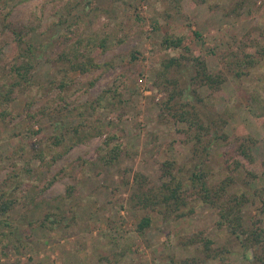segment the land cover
Masks as SVG:
<instances>
[{
  "label": "rangeland",
  "instance_id": "1",
  "mask_svg": "<svg viewBox=\"0 0 264 264\" xmlns=\"http://www.w3.org/2000/svg\"><path fill=\"white\" fill-rule=\"evenodd\" d=\"M170 4L0 0V71L7 72L23 41L33 42L37 53L33 84L11 94L8 114L0 118V195L11 200L0 214V264H187L194 258L203 264L250 263L254 249L244 254L194 189L188 188L182 211L192 210L181 217L163 218L164 206L145 210L130 198L134 174L158 185L167 178L165 161L175 160L173 174L186 179L204 159L209 183L232 175V191L246 190L244 224L264 233V206L253 194L264 177L247 181L232 160L245 135L256 139L254 161L264 160V55L257 53L264 45V0H181L179 11ZM166 33L182 35V46L224 82L214 89L193 85L190 58L163 74L164 59L185 54L182 46L162 45ZM104 37L102 52L96 46ZM75 41L98 67L81 73L60 60ZM242 51L254 55L256 64L240 68ZM241 69V77H234ZM180 76L189 88L187 102L226 119L212 128L227 139L200 153L193 151L184 124L161 115L159 103ZM56 136L63 138L58 145ZM107 136L114 138L106 147ZM111 147L118 148L117 156L104 163ZM48 214L46 228L40 221ZM146 214L152 222L140 235L134 229ZM204 237L213 250L228 249L222 260L205 258Z\"/></svg>",
  "mask_w": 264,
  "mask_h": 264
},
{
  "label": "trees",
  "instance_id": "2",
  "mask_svg": "<svg viewBox=\"0 0 264 264\" xmlns=\"http://www.w3.org/2000/svg\"><path fill=\"white\" fill-rule=\"evenodd\" d=\"M171 6H175L176 10H180L181 0H170ZM203 2V0H198ZM169 9L166 11V13ZM158 20L154 19L152 22L153 28L156 29ZM13 30V29H12ZM16 36L20 38V34L17 31H14ZM196 36H199L198 32H194ZM182 35H175L173 33H166L162 36L161 43L165 48L174 47L178 48L182 46L183 43ZM107 38H100L97 41V46L100 51H104L106 48L105 41ZM25 47L18 45L20 47L19 51L12 56L11 63L7 72L0 71V118L5 119L8 111L6 106L11 101V94L15 90H24L27 86H30L34 82V69L36 63V54L33 42L23 41ZM81 41H75L70 44L67 52H63L60 56V60L68 63V68L70 70L79 71L81 73L88 72L91 68L98 67L99 64L95 63L92 56L88 55L87 52L83 53L80 49ZM91 46L93 42L89 43ZM185 54L179 57L172 56L167 60L161 62V70L163 74H168L173 67H180L187 58H190L193 63L194 74L190 77L191 83L194 85L197 83L199 87H206L208 89H214L218 87L221 83L224 82V77L217 73L212 74L206 71V65L203 60L199 57L191 54L189 47L182 46ZM85 50V49H84ZM187 53L190 56H187ZM257 53L264 55V45L260 47V51ZM254 55L242 51L237 56L238 66L240 68H248L256 64V61L253 57ZM185 62L182 66H184ZM244 69L237 70L233 73V76L236 78L241 77ZM168 80V78H166ZM172 87L167 91V95L161 99L159 106L162 111L161 115H169L174 121L184 124L185 135H188V140L193 141V151L200 153L206 151L207 148L215 140H226L227 135L224 133L218 135L215 128H212L214 124L220 123L223 125L226 123V119L222 117L221 114L214 116L212 113L203 112L197 109L195 106L191 105L186 97L189 95L188 86H182L186 83L185 78L180 76L179 78L173 79L170 81ZM62 86V83L61 85ZM64 86V85H63ZM6 87V89H4ZM62 88V87H61ZM192 94H197V89L194 88L191 90ZM257 97H252L256 100ZM198 101H203V98L198 96ZM264 104V103H263ZM264 106V105H263ZM77 128L73 129V132H76ZM63 137V134H62ZM56 138L53 144L58 145L63 141V138ZM109 138H111L109 140ZM114 137L107 136L104 144L107 147L110 141ZM256 139L250 135L243 136L235 151V155L232 160L235 159L233 167L234 169H244L245 179L247 181L255 179L256 177H264V160L258 164L254 161V157L251 151L252 145H254ZM118 148L111 147L109 152L105 153L102 157L104 163L113 162L118 153ZM66 152V151H65ZM60 156V154H58ZM57 156L54 158L56 159ZM195 165V170H192L186 179L176 176L173 174L171 166L176 164L175 160H167L162 163L164 168L165 178L160 184L154 185L149 184L146 180V176L139 173L134 174L135 188L131 194V200H133L138 206L147 210H154L156 206H164V216L163 218H169V216L174 213L176 217H181L182 215L191 212V208L186 210V213L182 211L184 207L187 206V191L188 188L194 189L197 199L202 203L209 205L211 208H214L217 212V225L220 227H225L227 232H229L234 238H236L239 244L242 247V251L245 254L250 248H253L252 257L246 258L250 261L249 264H264V233L261 229L254 226L245 225L242 216V209L246 203H248V197L246 190L241 191H232L231 189L233 184L232 175H227L224 178L220 179L218 182L209 183V172L205 166V160L199 161ZM231 158L227 161L228 165L227 170L230 171L229 164ZM242 166V167H240ZM186 182H185V181ZM254 195L259 197V201L262 202L264 206V186L255 189ZM2 199V195H0ZM11 200L2 199L0 201V214H3L10 207ZM161 212V211H160ZM49 219V214L40 221V225L46 228H49L47 220ZM51 223L57 222V218L50 219ZM152 218L150 215L142 216L136 223V230L140 235L145 232V230L150 226ZM7 225V223H4ZM211 240L207 237L202 239V245L205 251V258H221L224 257V253L228 252V249L225 250L211 248ZM258 248V249H256ZM204 258V259H205ZM192 261H187V264H203L202 260L191 259Z\"/></svg>",
  "mask_w": 264,
  "mask_h": 264
}]
</instances>
